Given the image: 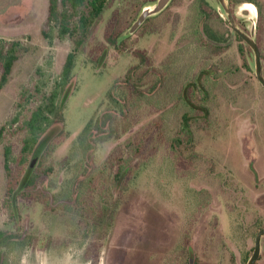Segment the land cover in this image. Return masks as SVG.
Instances as JSON below:
<instances>
[{"label": "rangeland", "instance_id": "374dc122", "mask_svg": "<svg viewBox=\"0 0 264 264\" xmlns=\"http://www.w3.org/2000/svg\"><path fill=\"white\" fill-rule=\"evenodd\" d=\"M157 1L111 0L75 50L74 38L48 26V0H0V39L22 47L0 88V230L28 240L8 264H247L252 256L264 229V86L254 52L219 0H171L131 32ZM226 5L256 41L264 75V0ZM73 51L56 127L65 138L38 158L33 187L21 191L33 153H22L20 127ZM128 73L132 88L115 93L121 113L108 95ZM107 113L106 136L95 130L83 153L79 135Z\"/></svg>", "mask_w": 264, "mask_h": 264}, {"label": "trees", "instance_id": "16d2710c", "mask_svg": "<svg viewBox=\"0 0 264 264\" xmlns=\"http://www.w3.org/2000/svg\"><path fill=\"white\" fill-rule=\"evenodd\" d=\"M110 1L111 0H48L47 24L51 29H57L59 38H74L75 50H78L89 37L92 27L108 8ZM44 34L46 35V32H44ZM21 49L20 41L5 43L0 39V67L2 69L0 88L8 82L15 62L19 58ZM75 57L76 51L70 52L67 55L63 71L61 76L56 80L53 91H51L50 94L41 93L42 96L39 103L31 110L30 116L20 127L26 133L22 141L21 151L26 156L33 153V159L26 175L19 184V189L21 191L33 187L35 182L32 173L38 158L44 152H48V150L61 143L65 138V131L56 127H58L57 124L59 122H64L63 107L70 94L68 86L71 81ZM133 82L131 73H128L124 77V80L118 82L109 92V101H111L115 108L121 113L124 112L125 105L118 101L119 99L115 95L116 89H118V86L124 88L123 85L125 84H128L132 88ZM38 92H41V90L38 89ZM24 96L25 92L22 95L23 99L25 98ZM19 116L20 115L16 116L11 123H18L20 119ZM113 116L114 115L111 113H107L105 117L91 120L77 139L78 149H81L83 153L88 152L92 148L90 145L91 140H93L92 133L95 130L101 132L106 124L111 122ZM6 127L5 125L0 128V139ZM102 134L106 136L105 131H102ZM105 139L106 137L102 140ZM9 157V149H6V169L8 171ZM24 161H26V158ZM34 161L35 164L33 165ZM123 170L124 168L121 167V170L117 172L116 176L118 178L124 172ZM12 192L13 187H9L8 195H12ZM17 194H20L19 190L18 193L13 196V201L10 199L9 202L7 201L6 207L10 211H14ZM27 241V238L22 239L19 235L0 230V264H8V253H10L11 250L24 249L27 246ZM5 250H7V252Z\"/></svg>", "mask_w": 264, "mask_h": 264}, {"label": "water", "instance_id": "95a60500", "mask_svg": "<svg viewBox=\"0 0 264 264\" xmlns=\"http://www.w3.org/2000/svg\"><path fill=\"white\" fill-rule=\"evenodd\" d=\"M171 0H158L156 5L152 8H146L144 9L141 14L139 15L138 19L135 21L133 26L131 27V32L135 31L148 17L155 15L159 12H161L163 9L167 7ZM221 6L223 7L224 11L227 14V20L229 24L231 25V28L234 30V32L244 41L246 42L251 49L254 52L255 55V70H256V76L257 79L261 82V84L264 86V76L262 73V67H261V53L259 50V47L256 43V41L251 37V35L245 33L241 29H239L236 25V22L234 20V17L230 11V9L226 5V0H219ZM36 161V160H35ZM35 161L33 162V165L35 164ZM32 165V166H33ZM264 236V229L260 230L257 233L256 240H255V247L252 256L248 260L247 264H256L260 257L261 253V241L262 237Z\"/></svg>", "mask_w": 264, "mask_h": 264}, {"label": "flooded vegetation", "instance_id": "af4514ba", "mask_svg": "<svg viewBox=\"0 0 264 264\" xmlns=\"http://www.w3.org/2000/svg\"><path fill=\"white\" fill-rule=\"evenodd\" d=\"M232 13V12H231ZM246 43V42H245ZM261 67H262V57H261ZM262 73H263V69H262ZM264 76V75H263Z\"/></svg>", "mask_w": 264, "mask_h": 264}]
</instances>
